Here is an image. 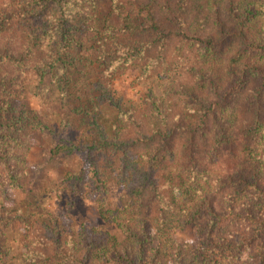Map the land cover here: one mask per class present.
Here are the masks:
<instances>
[{
	"label": "trees",
	"instance_id": "obj_1",
	"mask_svg": "<svg viewBox=\"0 0 264 264\" xmlns=\"http://www.w3.org/2000/svg\"><path fill=\"white\" fill-rule=\"evenodd\" d=\"M102 1L0 0V261L22 231V264H264V0H108L101 18ZM131 67L175 77L124 107L115 79ZM29 70L64 95L81 80L73 111L93 137L52 155H86L88 170L64 181L97 191L122 238L9 205L47 127L10 88ZM114 180L124 193L106 209ZM190 228L193 240L180 235Z\"/></svg>",
	"mask_w": 264,
	"mask_h": 264
},
{
	"label": "rangeland",
	"instance_id": "obj_2",
	"mask_svg": "<svg viewBox=\"0 0 264 264\" xmlns=\"http://www.w3.org/2000/svg\"><path fill=\"white\" fill-rule=\"evenodd\" d=\"M110 11L111 3L108 0L102 1L100 17H106ZM95 70L92 67L89 75L92 76ZM77 77L75 76L74 83L70 85V92L65 95L58 86V77L41 78L33 70L27 71L21 80L10 87L17 106L38 113L47 127L33 132L32 148L28 157L27 183L22 189L10 190L9 205L18 207L25 214L45 220L59 217L76 232L83 226L88 230L100 227L122 238L121 231L114 224L106 223L100 218L101 202L97 191L87 187L82 193L77 194L64 181L68 172L88 170L86 155L82 152H74L65 157L52 155V150L58 143L63 141L84 143L93 137L92 128L85 124L81 115L73 111L77 103L75 99L83 93V85ZM174 77L175 72L165 80L154 76L139 78L138 69L131 67L126 73L116 75L115 93L117 98L122 100L124 107L139 105L149 91L159 96L163 95ZM106 111L111 116L117 113L114 108ZM108 189L106 209L115 208L120 205L124 189L116 180L109 184ZM22 235V231L9 234L8 246L13 257L10 264H22ZM180 235L193 240L195 230L190 228Z\"/></svg>",
	"mask_w": 264,
	"mask_h": 264
}]
</instances>
